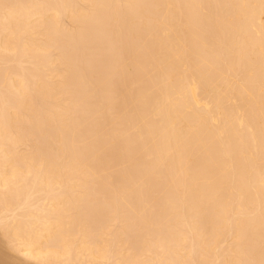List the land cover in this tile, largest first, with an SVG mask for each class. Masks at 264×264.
Returning <instances> with one entry per match:
<instances>
[{
	"label": "bare ground",
	"instance_id": "bare-ground-1",
	"mask_svg": "<svg viewBox=\"0 0 264 264\" xmlns=\"http://www.w3.org/2000/svg\"><path fill=\"white\" fill-rule=\"evenodd\" d=\"M20 262L264 264V0H0Z\"/></svg>",
	"mask_w": 264,
	"mask_h": 264
},
{
	"label": "rangeland",
	"instance_id": "rangeland-1",
	"mask_svg": "<svg viewBox=\"0 0 264 264\" xmlns=\"http://www.w3.org/2000/svg\"><path fill=\"white\" fill-rule=\"evenodd\" d=\"M64 23H65V22H64ZM113 40H115V39L113 38ZM113 40H112V37H111V36H106V38L104 39L105 43H106V41H107L106 45L108 46V44H109V48L112 49L111 51H113V52H111V55H110V56H109V54H108V56H106L105 53H106L107 51H105V53H104V55H103V58H106V59H107V57H109V58H113V57H114V54H113V56H112V53L115 52L114 50H115V48L117 47V45L119 44V46H120V44H124V41L122 42V41L115 40V41H116V42H115V41H113ZM122 40H123V39H122ZM119 42H120V43H119ZM111 44H112V46H110ZM109 48H108V51H109ZM108 53H110V51H109ZM111 56H112V57H111ZM109 58H108L107 60H108V61H111ZM106 59H105V60H106ZM105 60H104V61H105ZM81 63L83 64V62H81ZM81 63H79V64H81ZM82 64H81V65H82ZM112 78H113V76L111 77V81L109 80L110 78L108 79V82H107V83H110V84H111L112 82H114ZM16 258H17V257H16ZM18 258H20V257H18ZM18 258H17V259H18ZM18 260H19V259H18ZM20 260H21V259H20ZM20 263L27 264V263H25V262H20Z\"/></svg>",
	"mask_w": 264,
	"mask_h": 264
}]
</instances>
